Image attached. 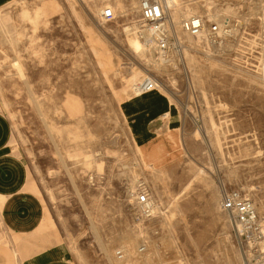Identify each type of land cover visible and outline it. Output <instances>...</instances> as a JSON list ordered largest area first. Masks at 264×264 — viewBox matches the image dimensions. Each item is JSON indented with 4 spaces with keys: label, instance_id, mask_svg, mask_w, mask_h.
<instances>
[{
    "label": "rangeland",
    "instance_id": "1",
    "mask_svg": "<svg viewBox=\"0 0 264 264\" xmlns=\"http://www.w3.org/2000/svg\"><path fill=\"white\" fill-rule=\"evenodd\" d=\"M137 5L17 0L0 13V105L46 205L44 231L78 264H246L220 197L240 190L264 219V0H173L186 50L161 67ZM194 14L207 38L182 29ZM225 19L230 36L210 35ZM148 77L151 95L139 91ZM140 180L160 207L151 220L131 196Z\"/></svg>",
    "mask_w": 264,
    "mask_h": 264
},
{
    "label": "crops",
    "instance_id": "2",
    "mask_svg": "<svg viewBox=\"0 0 264 264\" xmlns=\"http://www.w3.org/2000/svg\"><path fill=\"white\" fill-rule=\"evenodd\" d=\"M16 1L0 0V13ZM14 143L10 119L0 105V264H78L65 242L44 231L46 205Z\"/></svg>",
    "mask_w": 264,
    "mask_h": 264
},
{
    "label": "built area",
    "instance_id": "3",
    "mask_svg": "<svg viewBox=\"0 0 264 264\" xmlns=\"http://www.w3.org/2000/svg\"><path fill=\"white\" fill-rule=\"evenodd\" d=\"M172 1L137 0L138 22L143 29L150 32L149 44L158 54L168 55L171 52L181 54L183 51V43L171 31ZM102 18L105 22H112L116 19V14L111 7L107 6L102 10ZM231 25V21L225 19L221 24L214 23L209 33L230 36ZM182 28L192 35H198L206 28V20L203 16H192L183 20ZM154 85V81L149 78L142 87L150 90ZM135 192V205L140 216L148 220L155 218L159 206L151 193L149 184L145 180H140ZM220 209L231 220L234 235L243 249L246 264H264V219L260 217L256 204L240 190L223 189ZM145 249L146 245H141V252Z\"/></svg>",
    "mask_w": 264,
    "mask_h": 264
},
{
    "label": "bare ground",
    "instance_id": "4",
    "mask_svg": "<svg viewBox=\"0 0 264 264\" xmlns=\"http://www.w3.org/2000/svg\"><path fill=\"white\" fill-rule=\"evenodd\" d=\"M123 4V3H122ZM137 8H138V5H137ZM113 9V8H112ZM130 9V8H129ZM192 16H198L197 14H194V15H192ZM192 16H190V17H192ZM170 22L171 23H173V27L175 28V30H176V25H175V23H174V21H173V17H172V12H171V15H170ZM186 18H189V17H186ZM186 18H182V20H181V27H182V22H183V20L184 19H186ZM103 19V18H102ZM136 24H135V28H139V32H140V36H141V34H143V37H141L142 38V40L145 42V45H146V47L148 48V50H149V52L150 53H152L153 55H154V57H155V53H154V49H153V47H152V45H150L149 43H150V41H151V35H150V32L148 31V30H146V29H143L142 28V25L139 23V22H135ZM219 23V22H218ZM219 24H221V23H219ZM142 28V29H141ZM183 29V28H182ZM127 31L129 30V29H126ZM184 30V29H183ZM207 28H205L204 30H203V32L201 33V34H198V35H194V36H201V35H206V38H207ZM172 31V30H171ZM185 31V30H184ZM177 32V31H176ZM185 32H187V31H185ZM189 35H191V36H193L191 33H189V32H187ZM178 34V33H177ZM178 36H179V34H178ZM177 36V37H178ZM178 39L180 40V37H178ZM208 40V39H207ZM224 43V42H223ZM149 45H150V47H149ZM183 50H186V46L185 45H183ZM188 48V47H187ZM136 49L137 50H140L139 49V46H137L136 47ZM147 53H146V49H145V55H146ZM177 54H179V53H177ZM183 54V53H182ZM169 55L170 54H168V55H163V54H159L158 55V57H155V59H156V63L161 67L162 66V64L164 65L165 63H168L170 60H171V58L169 57ZM15 65H17L18 66V68H19V70H20V72L22 73V67H21V65L19 64V63H15ZM152 79L153 81H154V87L152 88V89H150V90H145L142 86H143V84L146 82V80H148V79ZM157 83H158V81H157V79H155L154 77H148V78H145V80H143L140 84H139V91L141 92V93H145V94H148V93H151V92H153V91H155L156 90V87H157ZM136 194V192H135V188H134V190L132 191V193H131V196L133 197V199H135V195ZM160 208V207H159ZM159 214V213H158ZM160 215L162 216V217H164V216H167V212L166 211H164V210H161L160 211ZM159 215V216H160ZM118 253V252H117ZM118 256V255H117ZM125 257V255H121V256H118V258L119 259H123Z\"/></svg>",
    "mask_w": 264,
    "mask_h": 264
}]
</instances>
